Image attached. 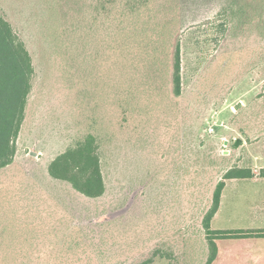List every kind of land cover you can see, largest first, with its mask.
<instances>
[{"label": "rangeland", "instance_id": "374dc122", "mask_svg": "<svg viewBox=\"0 0 264 264\" xmlns=\"http://www.w3.org/2000/svg\"><path fill=\"white\" fill-rule=\"evenodd\" d=\"M50 1L0 0L35 67L14 163L0 171V264H56L39 252L63 246L77 255L63 252L70 261L60 264H206L203 218L217 183L234 167L256 177L228 182L213 229L264 228L263 10L245 0L256 18L239 27L230 21L223 36L216 21L221 0H181L183 95L173 99L164 75L169 99L140 105H149L147 113L123 127L103 124L110 136L103 158L107 192L89 200L52 180L47 168L92 117L105 114V87L79 81L73 90L63 78L47 31ZM98 222L112 225L102 237ZM71 236L80 248L67 241ZM258 242L264 244L250 241ZM157 251L163 257H154Z\"/></svg>", "mask_w": 264, "mask_h": 264}, {"label": "trees", "instance_id": "16d2710c", "mask_svg": "<svg viewBox=\"0 0 264 264\" xmlns=\"http://www.w3.org/2000/svg\"><path fill=\"white\" fill-rule=\"evenodd\" d=\"M83 1L51 0L47 31L52 32L54 54L60 60V69L69 87L75 90L82 84L79 81L105 87V93L101 90L105 114L92 117L87 131L77 135L48 165L47 171L52 180L68 184L86 199L98 200L107 192L103 158L110 136L103 124L113 122L123 127L134 114L147 113L149 105L139 110L140 105L152 102L160 105L164 99H169L163 87L167 83L164 75H170L173 99L183 95L182 44L178 28L181 0H91L87 5L82 4ZM221 1L222 10L216 21L223 36L230 21L235 27L253 21L255 16L246 11L249 5L245 0ZM253 2L264 12V0ZM84 6L89 9L88 20L83 18ZM98 31L103 36L96 37ZM34 74L30 51L0 12V171L14 163ZM75 93L81 95L82 91L78 89ZM260 176L264 178V169ZM255 177L249 168L234 167L217 183L211 207L202 222L209 249L206 264H215L221 242L264 240V229L216 230L212 226L228 182ZM96 224L95 230L101 237L112 226L104 222ZM92 236L91 232L85 235L90 244ZM76 238L71 236L67 241L78 249L80 242ZM66 247L58 253L41 251L39 258L51 257L56 264L62 263L63 258L68 262L63 252L70 257L77 254L71 246ZM158 256L163 257V253L157 251L154 257ZM152 262L150 259L143 264Z\"/></svg>", "mask_w": 264, "mask_h": 264}, {"label": "crops", "instance_id": "0c3cea01", "mask_svg": "<svg viewBox=\"0 0 264 264\" xmlns=\"http://www.w3.org/2000/svg\"><path fill=\"white\" fill-rule=\"evenodd\" d=\"M250 241H231L219 247L215 264H264V244Z\"/></svg>", "mask_w": 264, "mask_h": 264}, {"label": "water", "instance_id": "95a60500", "mask_svg": "<svg viewBox=\"0 0 264 264\" xmlns=\"http://www.w3.org/2000/svg\"><path fill=\"white\" fill-rule=\"evenodd\" d=\"M240 143H241V140H237L236 143H235V147H239Z\"/></svg>", "mask_w": 264, "mask_h": 264}]
</instances>
